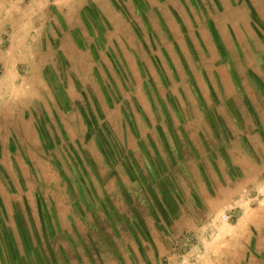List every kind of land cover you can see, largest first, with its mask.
I'll return each instance as SVG.
<instances>
[{
    "label": "rangeland",
    "instance_id": "1",
    "mask_svg": "<svg viewBox=\"0 0 264 264\" xmlns=\"http://www.w3.org/2000/svg\"><path fill=\"white\" fill-rule=\"evenodd\" d=\"M0 264H264V0H0Z\"/></svg>",
    "mask_w": 264,
    "mask_h": 264
},
{
    "label": "bare ground",
    "instance_id": "2",
    "mask_svg": "<svg viewBox=\"0 0 264 264\" xmlns=\"http://www.w3.org/2000/svg\"><path fill=\"white\" fill-rule=\"evenodd\" d=\"M185 1V0H184ZM187 1V0H186ZM232 4V3H231ZM65 5V4H64ZM172 7V6H171ZM187 8V7H186ZM173 10V9H172ZM212 10V9H211ZM219 10V9H218ZM224 10V9H223ZM191 11V10H190ZM220 11V10H219ZM184 14V13H183ZM111 17V16H110ZM193 17V16H192ZM194 18V17H193ZM123 26V25H122ZM125 26V25H124ZM185 26V25H184ZM236 26V25H235ZM190 27V26H189ZM234 27V26H233ZM236 28H239L238 26H236ZM188 29V28H187ZM192 29V27L190 28ZM243 29V28H242ZM186 30V29H185ZM88 31V30H87ZM233 31V30H232ZM238 36V35H237ZM239 39V38H237ZM83 41V40H82ZM153 51V50H152ZM52 87V86H51ZM90 87V86H89ZM28 117V116H27ZM144 149V148H143ZM76 174V173H75Z\"/></svg>",
    "mask_w": 264,
    "mask_h": 264
}]
</instances>
